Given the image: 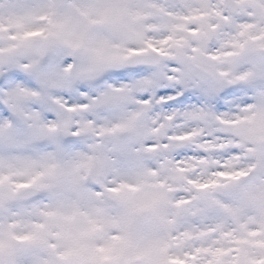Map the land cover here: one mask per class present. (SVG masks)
Here are the masks:
<instances>
[{"label":"snow or ice","instance_id":"1","mask_svg":"<svg viewBox=\"0 0 264 264\" xmlns=\"http://www.w3.org/2000/svg\"><path fill=\"white\" fill-rule=\"evenodd\" d=\"M0 264H264V0H0Z\"/></svg>","mask_w":264,"mask_h":264}]
</instances>
